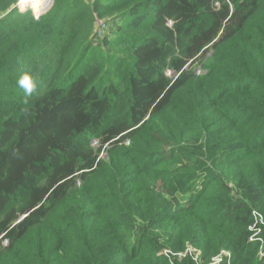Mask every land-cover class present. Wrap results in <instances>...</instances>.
Here are the masks:
<instances>
[{
    "label": "trees",
    "instance_id": "trees-1",
    "mask_svg": "<svg viewBox=\"0 0 264 264\" xmlns=\"http://www.w3.org/2000/svg\"><path fill=\"white\" fill-rule=\"evenodd\" d=\"M17 1L0 0V264H264V0Z\"/></svg>",
    "mask_w": 264,
    "mask_h": 264
},
{
    "label": "built area",
    "instance_id": "built-area-1",
    "mask_svg": "<svg viewBox=\"0 0 264 264\" xmlns=\"http://www.w3.org/2000/svg\"><path fill=\"white\" fill-rule=\"evenodd\" d=\"M20 2H21V0H18L17 1V3H16V6L20 9V10H23L22 9V7L20 6ZM53 2H54V0H51L50 2H49V4H48V6L39 14V16L40 15H42L43 13H45L46 11H48L50 8H51V6L53 5ZM169 24L171 25L172 24V22L170 21L169 22ZM99 29H103V30H106V28H107V26H106V22H100V24H99V27H98ZM102 31H100V33H101ZM204 70L202 69V68H198L197 69V73L198 74H202V72H203ZM129 141H127V143H128ZM93 143H94V147H99L100 145H101V143H100V141L98 140V139H92V145H93ZM97 143H99V145L97 146ZM108 146V144H104V148H106ZM107 156V152L105 151V150H103L101 153H100V157H106ZM190 248L188 247L184 252H178L177 253V257L179 258V259H182V258H184V257H186V256H188V255H191L195 260H198V258L196 257V256H193L192 255V253H189V250ZM194 250V252H196L197 253V251H195V249H193ZM227 252L226 251H222V253L221 254H219L218 256H216V257H214L213 259H212V262L211 263H209V264H219L220 262H222V260H223V256L226 254Z\"/></svg>",
    "mask_w": 264,
    "mask_h": 264
},
{
    "label": "clouds",
    "instance_id": "clouds-1",
    "mask_svg": "<svg viewBox=\"0 0 264 264\" xmlns=\"http://www.w3.org/2000/svg\"><path fill=\"white\" fill-rule=\"evenodd\" d=\"M17 85L23 90L25 97H31L38 92L39 78L31 72L25 71L19 76Z\"/></svg>",
    "mask_w": 264,
    "mask_h": 264
},
{
    "label": "rangeland",
    "instance_id": "rangeland-1",
    "mask_svg": "<svg viewBox=\"0 0 264 264\" xmlns=\"http://www.w3.org/2000/svg\"><path fill=\"white\" fill-rule=\"evenodd\" d=\"M36 3L38 4V2H36V0H27L26 2H24V5H22V6H27V5H31V7H32V9H34L35 10V8L37 9V11H39L38 10V8H37V5H36ZM43 3V2H42ZM23 14H26V12H32V11H27V10H20ZM107 20L105 19V18H97V19H95V21H94V26L96 27V28H98L99 27V24H100V22H106ZM106 24H107V28H108V23L106 22ZM95 29V28H94ZM198 69V68H197ZM197 69H196V72H197ZM202 73H204V71L202 72ZM168 74L170 75L171 74V72H168ZM99 145V143H97V146ZM93 146H94V143H93ZM190 249V251H189V253H192V255L193 256H196V257H198V252L196 253V252H194V248L192 247V246H188Z\"/></svg>",
    "mask_w": 264,
    "mask_h": 264
},
{
    "label": "bare ground",
    "instance_id": "bare-ground-1",
    "mask_svg": "<svg viewBox=\"0 0 264 264\" xmlns=\"http://www.w3.org/2000/svg\"><path fill=\"white\" fill-rule=\"evenodd\" d=\"M27 0H21L20 2V6L24 5V2H26ZM51 0H38V5H37V8H38V12L41 13L49 4ZM43 2V3H42Z\"/></svg>",
    "mask_w": 264,
    "mask_h": 264
},
{
    "label": "water",
    "instance_id": "water-1",
    "mask_svg": "<svg viewBox=\"0 0 264 264\" xmlns=\"http://www.w3.org/2000/svg\"><path fill=\"white\" fill-rule=\"evenodd\" d=\"M34 15H36V14H34ZM36 16H39V15H36ZM23 218V217H22Z\"/></svg>",
    "mask_w": 264,
    "mask_h": 264
}]
</instances>
